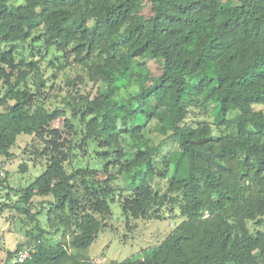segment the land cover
Segmentation results:
<instances>
[{
	"label": "trees",
	"instance_id": "1",
	"mask_svg": "<svg viewBox=\"0 0 264 264\" xmlns=\"http://www.w3.org/2000/svg\"><path fill=\"white\" fill-rule=\"evenodd\" d=\"M28 42L40 59L17 60ZM45 58L61 65L53 77L71 78L62 108L48 105ZM0 90V186L11 188L6 160L30 135L22 154L45 169L15 190L18 207L53 197L29 215L35 230L8 251L11 264H97L87 252L115 190L98 178L90 190L87 174L98 171L69 168L90 142L113 149L98 154L130 179L127 222L165 210L180 219L158 245L112 264H264V0H0ZM154 119L159 143L137 129L127 142L130 123ZM154 178L168 180L165 192ZM8 207L0 202V215ZM44 214L55 242L40 226Z\"/></svg>",
	"mask_w": 264,
	"mask_h": 264
},
{
	"label": "rangeland",
	"instance_id": "2",
	"mask_svg": "<svg viewBox=\"0 0 264 264\" xmlns=\"http://www.w3.org/2000/svg\"><path fill=\"white\" fill-rule=\"evenodd\" d=\"M15 3H21L22 0H14ZM17 60L25 59L38 60L39 56L35 57L31 53V47L29 42L23 47H19L16 54ZM41 71L44 73L45 87L44 90L48 94V105L53 108H62L65 105L67 99V92L71 89V78L59 73L56 77L53 75L57 72L61 65L57 67L48 63V59L45 58L40 63ZM149 67L154 74H159V64L156 60L149 61ZM80 88L84 91H91L93 95L96 94L97 88L93 90V84H87L85 87L79 80H77ZM54 85V88L51 86ZM35 88V86H33ZM1 94V90H0ZM5 104H0V110L4 109ZM256 108L261 109L263 106L257 105ZM234 114H230L232 117ZM71 116V112H69ZM213 121V117L210 118ZM75 123L79 124L76 120ZM63 118L55 121L56 126H62ZM140 127L135 128L132 123L127 127L126 137L127 142L133 140L131 132L133 130H139L146 136H151L155 143H159L162 139V135L154 131V125L156 120H148L146 123L137 122ZM216 127V126H215ZM152 132L149 133V131ZM224 128L218 130L216 128L215 133H220ZM81 137V136H80ZM32 139L30 135H22L18 137L17 145L13 148V152L16 157L11 160H6L5 169L8 174V185L11 188H3L0 186V202H6L10 207L0 215V263L4 264L9 262L11 264L13 260L8 259V251H14L18 244L25 242L28 239V230H35L36 220L29 218V215L35 213L46 206L45 201L52 199V196H36L34 198V205L29 210L19 209V194L16 193V189L20 186H25L39 176L45 166L38 167L35 165V161L30 159L29 154H22L24 147ZM129 146L127 147V149ZM113 149H99L97 143L90 142L87 150L80 151V155H76L72 161V165L69 168L72 169H95L98 171V175L87 174V178L90 180L89 189L92 190L96 183L93 180L98 178L104 186L113 187L115 190V201L111 203V211L107 213L97 214V217L103 222L104 226L100 231L98 239L88 248L87 255L93 259L97 264H112L113 262H120L134 255L142 254L144 249L150 246H156L161 243L173 229L178 225L180 219H172L169 215L170 212L165 210L166 216L152 219H130L127 222L123 213L121 202L123 197L129 195L132 192L130 179H128L123 172L118 171V167L114 166L113 157H102L98 152H103ZM28 168L25 171L21 170V165L24 162H28ZM110 162V163H109ZM108 165V171L104 170V166ZM116 174L117 178L108 181L106 178L111 174ZM151 183L156 190L165 192L168 187V180L163 178L151 179ZM81 189V193L84 194V187L78 185ZM86 202L88 200L87 195L83 198ZM88 211L92 212L90 208ZM169 217V218H168ZM40 219V226L46 231V236L53 242L59 239L60 234L56 233L55 227H52L46 221V215H38ZM178 222V223H177ZM69 240L70 238L67 237Z\"/></svg>",
	"mask_w": 264,
	"mask_h": 264
},
{
	"label": "built area",
	"instance_id": "3",
	"mask_svg": "<svg viewBox=\"0 0 264 264\" xmlns=\"http://www.w3.org/2000/svg\"><path fill=\"white\" fill-rule=\"evenodd\" d=\"M31 250L32 248L20 250L16 255L18 262H24L30 256Z\"/></svg>",
	"mask_w": 264,
	"mask_h": 264
}]
</instances>
